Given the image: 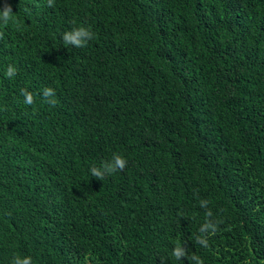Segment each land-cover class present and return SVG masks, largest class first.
Masks as SVG:
<instances>
[{"label":"trees","instance_id":"obj_1","mask_svg":"<svg viewBox=\"0 0 264 264\" xmlns=\"http://www.w3.org/2000/svg\"><path fill=\"white\" fill-rule=\"evenodd\" d=\"M5 3L0 264H264V0Z\"/></svg>","mask_w":264,"mask_h":264},{"label":"clouds","instance_id":"obj_2","mask_svg":"<svg viewBox=\"0 0 264 264\" xmlns=\"http://www.w3.org/2000/svg\"><path fill=\"white\" fill-rule=\"evenodd\" d=\"M47 2L49 7L53 6L52 0H47ZM14 22L15 14L13 13L12 7L9 4L5 3L2 9H0V27H7L10 23ZM2 37L3 32H0V38ZM84 38H87V40H85ZM92 38L93 33L86 27L74 28L71 31L65 32L62 36V39L65 44L72 45L78 48L86 46L87 41L91 40ZM15 72L16 70L12 66H9L6 75L11 78L15 75ZM20 94L25 97L24 103H26L27 105H32L34 103L33 95L26 89H21ZM42 94L45 98L55 96V92L52 88H45ZM47 102L52 105H55L56 103L55 99L51 101L47 100ZM126 166L127 160L119 154H114L110 161H105L99 168L93 166L90 171L93 177L102 180L105 175H110L116 173L117 171H123ZM182 254L183 253L180 251V247L177 246L175 251L173 252V256L179 258ZM13 264H21L19 257L13 260ZM22 264H31V258L26 257L22 261Z\"/></svg>","mask_w":264,"mask_h":264}]
</instances>
